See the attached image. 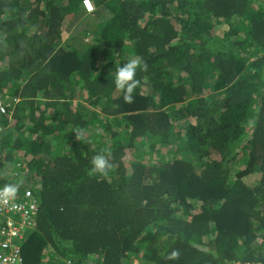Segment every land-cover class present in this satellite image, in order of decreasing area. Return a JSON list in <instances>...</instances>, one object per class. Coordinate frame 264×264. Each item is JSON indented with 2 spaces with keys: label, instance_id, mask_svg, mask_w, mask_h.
<instances>
[{
  "label": "trees",
  "instance_id": "16d2710c",
  "mask_svg": "<svg viewBox=\"0 0 264 264\" xmlns=\"http://www.w3.org/2000/svg\"><path fill=\"white\" fill-rule=\"evenodd\" d=\"M91 1L0 0L22 264H264V0Z\"/></svg>",
  "mask_w": 264,
  "mask_h": 264
},
{
  "label": "built area",
  "instance_id": "2783aa9c",
  "mask_svg": "<svg viewBox=\"0 0 264 264\" xmlns=\"http://www.w3.org/2000/svg\"><path fill=\"white\" fill-rule=\"evenodd\" d=\"M88 12L95 10L91 0H84ZM0 111L5 112V103L0 101ZM0 186V264H22L20 239L24 238V227L29 224L30 213L36 209L32 193L26 192L22 201L14 196L5 195Z\"/></svg>",
  "mask_w": 264,
  "mask_h": 264
},
{
  "label": "clouds",
  "instance_id": "9594fccd",
  "mask_svg": "<svg viewBox=\"0 0 264 264\" xmlns=\"http://www.w3.org/2000/svg\"><path fill=\"white\" fill-rule=\"evenodd\" d=\"M86 9V8H85ZM87 11V10H86ZM88 12V11H87ZM141 61L138 58H130L126 63L121 66H118L116 69L114 83L116 88L124 91V101L127 103H131L133 100V92L134 89L139 84V80H137L136 74L137 69L140 66ZM147 65H144V69H146ZM82 130H75V136L78 140L83 138ZM92 168L94 172H98L100 174H106L107 170L112 167L109 160L102 153L96 154L92 157L91 160ZM5 195L14 196L17 191V186L15 185H6L3 189ZM178 253L176 251L171 252V254L167 257L168 259H176Z\"/></svg>",
  "mask_w": 264,
  "mask_h": 264
},
{
  "label": "rangeland",
  "instance_id": "374dc122",
  "mask_svg": "<svg viewBox=\"0 0 264 264\" xmlns=\"http://www.w3.org/2000/svg\"><path fill=\"white\" fill-rule=\"evenodd\" d=\"M88 22H89V24H87L89 27L88 28H92L93 26H94V24H93V22H92V20L91 19H88ZM82 26V25H81ZM70 30V29H69ZM67 36V35H66ZM66 36H65V38H66ZM86 40H87V38H86ZM92 42V41H91ZM135 264H140L138 261H136L135 262Z\"/></svg>",
  "mask_w": 264,
  "mask_h": 264
}]
</instances>
